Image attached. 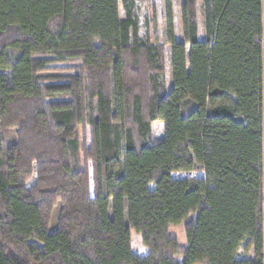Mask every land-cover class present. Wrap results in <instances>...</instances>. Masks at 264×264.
I'll return each mask as SVG.
<instances>
[{"label": "trees", "instance_id": "1", "mask_svg": "<svg viewBox=\"0 0 264 264\" xmlns=\"http://www.w3.org/2000/svg\"><path fill=\"white\" fill-rule=\"evenodd\" d=\"M138 1L0 0V264H264V0Z\"/></svg>", "mask_w": 264, "mask_h": 264}, {"label": "rangeland", "instance_id": "2", "mask_svg": "<svg viewBox=\"0 0 264 264\" xmlns=\"http://www.w3.org/2000/svg\"><path fill=\"white\" fill-rule=\"evenodd\" d=\"M181 1L182 0H171L172 3V15L173 24L175 30V39L177 41H183L182 27H181ZM197 3V19H198V31L199 38L203 39V26L202 17L200 10L201 0H196ZM137 16L139 22V33L144 35L145 31L152 36L153 41L158 43L165 42V5L164 0H139L137 2ZM122 7V6H121ZM121 15L123 16V9H121ZM168 70V69H167ZM165 87L168 88L170 77L168 71L164 76ZM152 133L153 137L160 139L163 136V124L161 122L152 123ZM194 215H190L184 221L177 225H170L168 229L169 236L177 241L179 249L183 250L186 248V241L184 237V225L186 222L190 221ZM131 248L133 253L144 256L147 254V249L142 245L139 235L135 232H131ZM239 258H250L251 253L244 254L242 252L238 255ZM182 256L178 255L175 261H181Z\"/></svg>", "mask_w": 264, "mask_h": 264}]
</instances>
